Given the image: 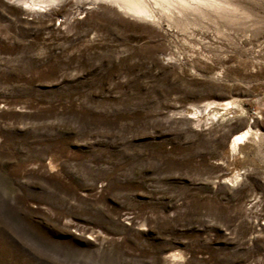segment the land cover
I'll use <instances>...</instances> for the list:
<instances>
[{
  "label": "rangeland",
  "instance_id": "rangeland-1",
  "mask_svg": "<svg viewBox=\"0 0 264 264\" xmlns=\"http://www.w3.org/2000/svg\"><path fill=\"white\" fill-rule=\"evenodd\" d=\"M140 1L0 0V264H264V0Z\"/></svg>",
  "mask_w": 264,
  "mask_h": 264
},
{
  "label": "bare ground",
  "instance_id": "bare-ground-1",
  "mask_svg": "<svg viewBox=\"0 0 264 264\" xmlns=\"http://www.w3.org/2000/svg\"><path fill=\"white\" fill-rule=\"evenodd\" d=\"M155 1V0H154ZM171 1V0H170ZM212 3L215 4V0H211ZM211 3V2H210ZM27 4V2H26ZM172 4V3H171ZM122 8L126 13H131L132 15H150L149 14V8L147 6V4L142 3L140 0H124V4L122 3ZM216 106V108H221V109H228L231 108L232 110H234L236 108V103L231 101V100H226L220 103H215V104H207L203 107V110L207 113V112H213L214 110L212 109L213 106ZM198 111V110H197ZM195 113V112H194ZM214 115V114H212ZM251 128L250 126H248V128H246V131L239 133V134H235L231 141H230V150L235 151L237 150L239 143H241L243 141V139L245 137H247L248 135H250V131Z\"/></svg>",
  "mask_w": 264,
  "mask_h": 264
}]
</instances>
